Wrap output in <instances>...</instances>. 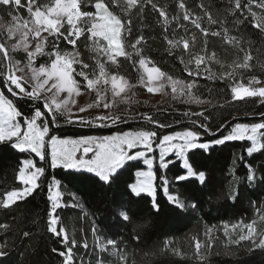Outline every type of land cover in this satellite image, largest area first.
I'll return each mask as SVG.
<instances>
[{
    "label": "snow or ice",
    "instance_id": "6c2138e0",
    "mask_svg": "<svg viewBox=\"0 0 264 264\" xmlns=\"http://www.w3.org/2000/svg\"><path fill=\"white\" fill-rule=\"evenodd\" d=\"M0 8L10 20L9 25L0 23V152L28 156L18 168L17 178L22 187L7 191L0 198V215L10 216L9 220L0 221V264H32L39 238V229L33 225H39V217L33 214L26 219L23 209L31 203L30 198L34 200L43 190L41 178L46 170H51V182L46 197L45 230L51 237L59 238L65 248L51 251L63 258L61 264H75L77 241L74 237L70 239L58 210L79 205L62 203L61 180L57 179L56 170L91 173L101 188L111 190L126 164L142 161L147 165V171L136 173L140 179L128 186V201L116 204L112 211L118 225L129 229L127 239L131 247L116 238L101 240L93 224L94 250L87 262L80 259V264H138L134 249L142 247L145 234L161 214L156 199L157 172L169 211L176 214L200 211L195 199L188 202L169 192V180L161 171L173 163L167 157L175 156L186 169V174L175 177L176 182L194 177L205 185L208 174L193 168L187 155L190 151L202 149L211 155L217 146L242 140L251 142L247 147L249 157L264 150V120L236 123L227 134L217 136L208 123L211 117L205 114L207 108L186 110L180 115L189 120L191 127L164 133L160 130L171 128L172 124L150 112H134L130 107L117 110L120 105L136 103L129 93L137 86L183 105L211 104L199 94L200 78L224 81L231 101L258 97L264 104V0H225L223 7H217L213 0H200L199 11L190 8L185 0H176L178 14L173 15L155 0H0ZM146 9L157 14L165 50L178 58L183 65L181 71L190 79L174 77L157 66L148 54L149 40L155 37L140 32L134 40H128L134 21L143 22ZM182 21L198 30L202 37L199 50H195L197 32L187 35L189 30ZM181 28L185 35H178L177 29ZM249 29L259 37V42L251 38ZM209 37L219 38L225 53L232 55L230 61L215 50L209 52ZM82 48L89 55L84 56ZM21 51L23 56L15 55ZM39 57H47V62L37 65ZM129 61L138 74L135 83L120 72ZM214 66L220 70L213 71ZM82 89L83 93L95 94L94 102L77 107L76 97L83 94ZM24 106L28 107L27 112ZM93 109L101 111L80 115ZM261 116L264 117V112ZM130 120H137L141 126L110 135L77 138L61 137L55 131L67 125L110 129ZM205 135L215 138L204 140ZM157 151L158 157L152 155ZM33 154L46 166H38ZM245 167L248 186L264 185V173L252 164L246 163ZM233 179L238 178L233 174ZM145 194L150 198V209L139 215L133 210L132 201ZM238 196L233 187L230 200L235 203ZM260 220L264 221V215ZM214 231L219 229L205 226L203 240L194 235L190 254L179 253L171 241H166L152 255L164 259L183 255L197 264H210L217 239ZM223 234L228 244L248 242L242 245L248 254L258 250L264 257V226H258L256 219L225 222ZM80 246L89 249L86 238Z\"/></svg>",
    "mask_w": 264,
    "mask_h": 264
},
{
    "label": "trees",
    "instance_id": "16d2710c",
    "mask_svg": "<svg viewBox=\"0 0 264 264\" xmlns=\"http://www.w3.org/2000/svg\"><path fill=\"white\" fill-rule=\"evenodd\" d=\"M155 2L163 5L169 15L178 14L176 0H155ZM185 2L190 8L199 11L197 4L200 0H185ZM213 3L217 7H223L225 0H213ZM0 16L7 24L10 23L2 8H0ZM182 23L189 30L187 35L190 36L192 32H197L195 50H199L202 37L199 35L198 30H195L186 21H182ZM248 31L251 38L259 42V37L256 36L255 32L251 29ZM140 32L146 37H155L154 40H149L150 48L148 49V54L162 71H166L174 77L190 79L186 73L181 71L183 65L179 63L178 58L170 56L165 50L166 43L162 39L163 33L160 24L157 23L156 13H151L146 9L143 22L134 21L133 32L128 37V40H134ZM177 33L178 35H185L182 28L177 29ZM208 39L209 52L215 50L218 55H223L228 61L232 59L230 52L225 53L219 38L209 37ZM81 52L84 56L89 55L83 48ZM15 55L23 56L24 53L21 51ZM47 59V57H39L36 64L46 63ZM89 63H92V61H89ZM219 70L218 66H214L213 71L218 72ZM120 72L130 82H136L138 74L135 68L131 66L130 61L126 62V67L121 68ZM256 74H260L259 68L256 69ZM244 80L247 83V74ZM198 83L202 86L199 94L203 99L212 101L211 104L203 106L183 105L171 101L170 97L167 96L162 104L138 100L127 107H130V110L134 112H150L162 121L171 123V128L160 130L164 133L191 127L189 120L180 115L181 112L186 110H204L207 108L205 114L211 117L208 123L217 136L227 134L236 123L252 124L264 120V117L261 116V113L264 112V104L259 102L258 97L247 98L244 101H231L229 89L224 81L200 78ZM132 91L136 94L135 96L151 94L140 86L133 88ZM168 91L170 92V89ZM23 110L27 112L29 109L24 106ZM140 126L141 124L137 120H130L127 124H121L110 129L82 128L78 125H67L55 131L61 137L77 138L81 135H107L116 131L135 129ZM214 138L207 135L203 136L204 140ZM249 146H251V142L247 140L230 141L225 145L217 146L215 150L211 151V155L205 153L202 149L190 151L187 155L193 168L204 170L208 174L209 180L205 185L199 184L195 178L176 182L175 177L178 174H186V169L182 167V161L175 156L166 158L173 161L168 169L161 170L169 180V192L179 194L181 198L188 202H192L195 199L200 211L189 210L183 214L169 211L170 205L161 187L160 172H157L156 199L161 205V214L159 219L155 221L154 226L145 234L142 247L134 249L138 264H197V261L185 258L183 255L164 259L161 256L152 255V253L166 241H171V246L176 247L179 253L190 254L193 250L190 245L191 238L194 235H198V238L203 240L205 226H215L219 229V231L213 232V236L217 239L214 241L213 254L209 257L210 264H264V257L259 255L258 250L248 254L242 247L243 244L248 242H242L241 245H230L227 242V237L223 234V224L225 222L230 224L236 223L238 220L250 222L252 219L257 220L260 215L264 214V185H258L257 187L248 186L246 180L247 168L245 167L246 163L252 164L260 173H264V150L249 157L247 155V147ZM25 158H28L26 153L0 152V198L7 191L22 187L17 174L20 161ZM33 158L37 160L38 166H46V162H40L38 157H34V154ZM144 168L146 167L142 161L129 162L120 170L122 174L111 190L101 188L95 182L91 173H69L61 169L56 170L59 173L57 179L61 180L62 203L79 205L78 207H62L58 210L61 222L69 229L70 239L74 237L77 241V247L74 249V253H76L75 264H80L81 257L87 262L90 258L89 254L94 250L96 236L91 231L93 224L97 229L96 235H99L101 240L116 238L124 245H129L127 239L129 229L118 225L112 215V211L116 204L128 201V186L136 181V173ZM233 174L238 178L237 180L233 179ZM41 179L43 190L40 191V194L34 200L30 198L31 203H28L23 209L26 219H30L33 214H38L39 217V225H33L34 229L37 227L39 229V238L37 240V250L32 255L31 260L32 264H61L63 258L57 253H53L51 249L56 248L59 251H63L65 248L59 242V238L51 237V234L45 230L48 209L46 197L48 184L51 182V170H46L45 177ZM233 187L239 192L235 203L229 198V193ZM149 200L150 198L146 194L141 198H134L132 201L133 210L139 215H145L150 209ZM9 219V215H0V221ZM257 224L258 226H264V221H257ZM85 238L89 244L88 250L80 246ZM200 264H203V262H200Z\"/></svg>",
    "mask_w": 264,
    "mask_h": 264
},
{
    "label": "rangeland",
    "instance_id": "374dc122",
    "mask_svg": "<svg viewBox=\"0 0 264 264\" xmlns=\"http://www.w3.org/2000/svg\"><path fill=\"white\" fill-rule=\"evenodd\" d=\"M0 23H3L4 25H9L10 23H6L5 20H3L0 16ZM83 93V91H82ZM129 95H133V99L135 101H138V100H143V101H149V102H154L155 104H162L165 99L167 98V96H164L162 94H144V95H138V96H135L136 94H134V92L132 91L131 89V92L129 93ZM94 98H95V94L94 93H91V94H88V93H83L81 96L79 97H76V100H77V107H80V106H84L88 103H92L94 102ZM119 99V98H118ZM128 105H120V107L117 109L118 111L120 110H123L125 107H127ZM99 111L101 110H89L88 112H85V113H81L80 115H83V116H89V115H93V114H97ZM114 133V132H113ZM112 133V134H113ZM107 135H110V134H107ZM152 155H156L158 157V151L156 153H153ZM146 168H144L143 170L141 171H147V165L144 164ZM153 171H155V168L153 169ZM191 178H194V177H191ZM140 179L138 176H137V179L136 181ZM135 181V182H136ZM134 182V183H135ZM157 182V178H156V181H155V184ZM156 189H157V185H156ZM264 215V214H262ZM261 216V215H260ZM260 216L259 218L257 219V221H260Z\"/></svg>",
    "mask_w": 264,
    "mask_h": 264
}]
</instances>
